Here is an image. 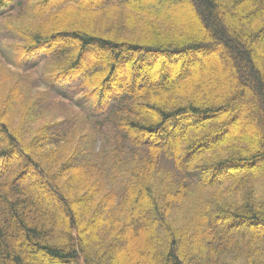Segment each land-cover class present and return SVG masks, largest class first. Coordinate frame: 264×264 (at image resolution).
Instances as JSON below:
<instances>
[{
	"label": "trees",
	"instance_id": "obj_1",
	"mask_svg": "<svg viewBox=\"0 0 264 264\" xmlns=\"http://www.w3.org/2000/svg\"><path fill=\"white\" fill-rule=\"evenodd\" d=\"M0 264H264V0H0Z\"/></svg>",
	"mask_w": 264,
	"mask_h": 264
},
{
	"label": "rangeland",
	"instance_id": "obj_2",
	"mask_svg": "<svg viewBox=\"0 0 264 264\" xmlns=\"http://www.w3.org/2000/svg\"><path fill=\"white\" fill-rule=\"evenodd\" d=\"M182 2H183V0H182ZM144 3L146 4V5H151V2L150 1H144ZM239 8V12H242L244 9H246V6H245V3L244 2H242V4L240 5V7H238ZM174 12H176V11H173V13ZM184 12L185 13H187L188 14V21H190L191 23H193V19H192V16H190V10L188 9V8H184ZM256 48H260V44L259 45H257L256 46ZM36 191H35V193H37V195H38V193H41L43 190H42V188H40V187H38V186H36V189H35Z\"/></svg>",
	"mask_w": 264,
	"mask_h": 264
}]
</instances>
